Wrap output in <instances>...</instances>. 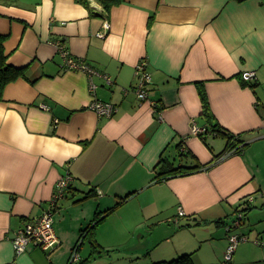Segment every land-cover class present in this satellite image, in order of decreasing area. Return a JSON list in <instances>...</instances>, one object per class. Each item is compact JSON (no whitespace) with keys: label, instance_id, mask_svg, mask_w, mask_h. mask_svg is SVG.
<instances>
[{"label":"crops","instance_id":"crops-1","mask_svg":"<svg viewBox=\"0 0 264 264\" xmlns=\"http://www.w3.org/2000/svg\"><path fill=\"white\" fill-rule=\"evenodd\" d=\"M91 7L94 15L78 0L0 1L8 62L25 73L0 98V264H69L73 250L86 264L181 255L192 264H264V0H124L108 16ZM58 41L111 83L94 76L91 95L86 74L62 68ZM142 60L146 101L133 90ZM250 71L256 78L245 82ZM94 100L117 112L98 117ZM211 121L238 136L243 152L226 154L222 134L191 135L192 122L211 129ZM215 158L208 170L157 174L165 162ZM67 174L52 216L59 245L16 255L13 234L50 208ZM96 214L102 220L80 238ZM239 215L233 232L247 240L227 261V226Z\"/></svg>","mask_w":264,"mask_h":264},{"label":"built area","instance_id":"built-area-1","mask_svg":"<svg viewBox=\"0 0 264 264\" xmlns=\"http://www.w3.org/2000/svg\"><path fill=\"white\" fill-rule=\"evenodd\" d=\"M109 31V23L106 21L103 25L102 30L98 33V37L103 38ZM57 53L61 58L62 68L65 71L80 72L86 74L89 78V93L94 95L96 91V84L93 81L94 76H103L108 84L111 80L106 75H101L99 71L88 65L85 61L73 57L69 50L66 48L63 41L56 43ZM147 62L142 60L138 63L135 68V77L137 84L134 87V92L138 99L146 101L148 99L147 86L151 83V75L147 72ZM245 82L254 81L255 72H245L242 75ZM155 109L157 108L155 103L153 104ZM43 110L49 111V107L42 104L40 106ZM98 117L111 118L117 112L115 105L108 102L93 101L89 107ZM57 122V120L55 121ZM264 125V119H263ZM205 127H198L194 122L191 124V135L200 136L205 134ZM234 150L226 152V154H232ZM73 177L69 174L61 177L55 185L54 197L50 202V208L45 211L41 216L33 219L31 222H26L23 227L18 229L11 238V243L16 255L23 254L29 246H34L42 250L44 253L53 252L59 245L58 237L53 227V212L57 207L59 200L63 199L66 192L69 190ZM242 216L239 215L237 220L233 221L231 225L227 226V232L229 233L228 240L229 245L227 247L226 260L230 261L236 247L241 243L245 242L247 238L242 235H238L233 232L235 228L240 226ZM233 232V233H232ZM258 243V241L256 242ZM79 260L76 250H73L69 264H74Z\"/></svg>","mask_w":264,"mask_h":264},{"label":"trees","instance_id":"trees-1","mask_svg":"<svg viewBox=\"0 0 264 264\" xmlns=\"http://www.w3.org/2000/svg\"><path fill=\"white\" fill-rule=\"evenodd\" d=\"M0 1L5 2L6 0H0ZM123 1L124 0H78V2L82 4L85 8H87L93 15L96 12L91 7V3L92 2L97 3L99 6H101L103 13H105L107 16L114 7H117L120 4H122ZM5 41H6V36L0 34V98L2 97L3 90L5 89L7 85L25 76V73L23 70L15 68L13 65H11L8 62V55L6 54V51H5ZM201 99H202V104H203V116L210 121L212 118V114H211V111L208 105L206 95L202 91H201ZM210 124H211L210 126L211 129L209 128V126H205V129H206L205 134L200 135L199 137H205L209 132H211L212 135L214 136L217 134H222L227 140L225 152H228L229 150L230 151L234 150L232 154H240L243 152L244 148L246 147V144L241 142L238 136L229 134L224 129L221 130L218 127V124L214 121H211ZM180 153L183 155V153H188V152H185V150L181 149ZM215 160L216 158L210 163H207L205 165H199L197 167H186V166H181V165L174 167L172 163L165 162L163 164V167L160 168L157 174L159 177L163 176V179H168L174 176H183V175L189 174L194 171L208 170L211 167H213V165L215 164ZM115 208L116 207L108 209L105 212V215H108L111 212H113ZM98 217L99 215L96 214L95 218L93 219L94 220L93 225L91 224L87 228H85L81 232L80 238L86 237L87 236L86 233L88 231L90 232L102 220V219H98ZM78 261L74 264H86L84 261L79 262V263ZM152 264H192V262H191L190 255H181L178 258L170 260V261L155 262Z\"/></svg>","mask_w":264,"mask_h":264},{"label":"rangeland","instance_id":"rangeland-1","mask_svg":"<svg viewBox=\"0 0 264 264\" xmlns=\"http://www.w3.org/2000/svg\"><path fill=\"white\" fill-rule=\"evenodd\" d=\"M117 257H119V256L117 255L116 257H112L111 260H114V259H116Z\"/></svg>","mask_w":264,"mask_h":264}]
</instances>
